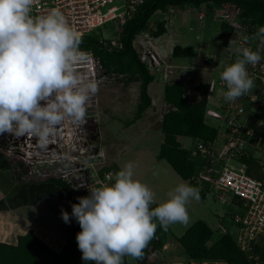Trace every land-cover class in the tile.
I'll return each instance as SVG.
<instances>
[{
	"label": "built area",
	"instance_id": "obj_1",
	"mask_svg": "<svg viewBox=\"0 0 264 264\" xmlns=\"http://www.w3.org/2000/svg\"><path fill=\"white\" fill-rule=\"evenodd\" d=\"M144 1L33 0L30 15L39 17L47 15L52 9H58L67 23L80 34L81 39L99 32L101 37H98V41L102 46L107 51H117L122 49L120 34L123 25L133 17ZM188 7L190 6H168L164 11L157 10L155 19L152 17L149 21L147 30L135 35L132 46L139 61L151 75L160 70L159 53L155 51L156 47L151 46V41L155 39L150 36V31L156 29L155 21H169L179 9ZM195 10L198 11V20L210 12L213 20L226 22L231 27L228 40L233 41L232 54L240 55L237 49L242 47L250 46L253 51L256 50L259 40H252L251 37L258 32L259 27L252 25L246 18H240L241 10L237 6L222 4L209 9L207 5H202ZM109 22L112 23L113 36L107 39L100 31ZM83 52L88 59L86 62L76 63L74 71L85 81L97 80L103 84L117 81V74L108 76L106 71H102L104 68L97 57L91 52ZM261 56L259 63L246 66L257 88L237 100H225L224 92L227 88L220 80V75L216 81L209 82L204 117L206 123L209 120L215 122L210 125L217 128V136L210 142L196 141L195 151L203 161L201 169L191 178L203 193L204 189L211 188L215 193L214 199L225 206V210L222 209L217 215L235 231L233 237L236 246L248 256L250 264L258 262L259 257L254 251L264 241V50L261 51ZM181 75L184 83L190 80L186 72L182 71ZM119 76L125 78V75ZM194 86L188 92L190 96H198ZM88 117L85 114V122L79 124L66 120L43 145L36 137L27 134H0V147L11 158L15 157L25 164L29 175L44 177L32 181L59 180L69 185L81 197H85L89 195L88 188L111 183L115 174L113 170L102 171L103 168L89 169V165L100 153L96 149L92 150L93 147L89 144L91 125ZM247 159H251V168H255H250ZM44 168L47 171H43ZM219 228L222 234L230 233L226 226L220 224ZM148 252L150 255L147 262L164 264L157 261V252L150 248ZM187 264L224 263L218 260L195 262L189 259Z\"/></svg>",
	"mask_w": 264,
	"mask_h": 264
},
{
	"label": "clouds",
	"instance_id": "obj_2",
	"mask_svg": "<svg viewBox=\"0 0 264 264\" xmlns=\"http://www.w3.org/2000/svg\"><path fill=\"white\" fill-rule=\"evenodd\" d=\"M32 4L33 0H0V134H27L43 145L66 120L85 122L87 102L100 82L85 81L74 71V65L88 57L79 50L80 34L63 14L52 9L33 17ZM168 22L155 21V25L166 27ZM251 39L259 40L256 50L238 48L240 55L220 74L226 101H235L255 87L246 66L262 59L264 27ZM133 177L134 165L128 162L111 183L88 188L89 195L77 197L79 203L71 205V218L81 229L75 239L83 261L123 264L125 256L139 260L158 226L166 231L170 225L189 222L187 205L199 200L198 187L181 181L168 192L167 200L152 208L155 194ZM61 219L66 224L70 220L63 209Z\"/></svg>",
	"mask_w": 264,
	"mask_h": 264
},
{
	"label": "rangeland",
	"instance_id": "obj_3",
	"mask_svg": "<svg viewBox=\"0 0 264 264\" xmlns=\"http://www.w3.org/2000/svg\"><path fill=\"white\" fill-rule=\"evenodd\" d=\"M189 8L191 11H188ZM197 15L198 11L195 8L179 9L171 18V22L166 24L165 34L151 41V46L156 47L155 51L159 53L160 70L153 73L154 81L148 86L151 106L142 118L133 124L130 123L139 102V83L128 82L119 75L116 82L100 83L98 92L91 96L86 105V115L89 116L91 125L89 126L91 132L89 144L93 147L92 150L96 149L95 151L100 153L89 165V169L93 167V169L100 170L116 167L110 170L118 172L125 164L132 162L134 165L133 178L146 184L153 191L155 202L161 203L167 200L168 192L182 181L165 160L157 157L162 142L161 118L171 109L163 99L164 85L179 81L183 87L185 86L186 92H191V87L195 83H207L212 79L216 81L223 71L224 64L233 53V41L229 42L219 37L221 33L219 22L211 18L210 12L201 20H198ZM100 32L105 38H111L113 36L112 23H107ZM96 36L101 37V34L98 32ZM175 45L191 47L195 51L194 57L174 59L171 52ZM102 71H106L108 76L112 74L106 69ZM182 71L191 75L192 81L188 80L184 83ZM254 88H257V85ZM196 98V95L190 96L189 101H197ZM209 124H215V122L209 120ZM179 141L190 150L194 149L196 144L192 138H180ZM0 151L6 153L2 147ZM11 159L9 162L12 165L15 163V176L18 183L19 181L32 183L34 182L32 180L44 179L37 175H29L25 164L15 157ZM43 171L47 169L44 168ZM204 191L203 200H192L187 205L189 222L186 225L176 223L169 226L174 236H181L191 224L198 220L204 221L214 231L215 239L222 235L220 224L230 227L217 215L222 209L225 210V206L214 199L215 193L211 188H206ZM49 217L50 214L45 215L46 220ZM229 229L233 236L235 231ZM167 244L166 249L158 254L160 261L164 264H187L188 259L181 247L170 238ZM65 253L67 255L68 250ZM68 255L69 258L71 257L70 263L77 264L74 256ZM130 259H128L129 264L132 263Z\"/></svg>",
	"mask_w": 264,
	"mask_h": 264
},
{
	"label": "trees",
	"instance_id": "obj_4",
	"mask_svg": "<svg viewBox=\"0 0 264 264\" xmlns=\"http://www.w3.org/2000/svg\"><path fill=\"white\" fill-rule=\"evenodd\" d=\"M222 4L237 6L241 10L240 18L248 19L252 25L264 27V0H145L138 7L133 17L127 20L122 27L120 34L122 49L107 51L98 41L96 35L81 39L82 43L79 45V50L91 52L100 60L104 69L117 75H125V80L128 82L139 83V102L130 123L133 124L142 118L145 111L151 106L148 86L155 78L138 59L132 46L135 35L147 30L148 23L156 10H165L168 6L184 5H190L193 8L207 5L211 9L214 5L220 6ZM219 28L221 32L219 37L228 40L232 31L231 27L226 22H221L219 23ZM165 29L164 23H157L155 31H150V36L159 38L165 34ZM194 55L195 51L191 47H181L179 45H175L171 52V56L174 59L193 58ZM238 56V54H232L224 64L223 70L226 66L235 62ZM191 78L190 75V80L192 81ZM210 81L193 85L198 92V96L195 99L197 101L193 102L189 101L190 95L186 92L182 83L174 82L165 84L163 87V99L171 109L165 112L161 118L160 132L162 134V142L160 143L157 157L165 160L182 181L188 182L193 187L197 186H195L191 178L201 169L203 159L195 151V147L190 150L184 147L179 139L192 138L195 141L210 142L217 136V128L206 123L204 117V111L207 106L205 95L207 94ZM187 86L191 87L192 85ZM247 162L251 168L253 165L251 159H247ZM115 168H105L102 171ZM251 169H249V172H251ZM36 182L38 184L47 183L58 188L68 205L71 216V205L79 203L77 200V197H81L79 193L73 191L69 185L59 180L47 179ZM199 196V200H203L205 195L200 191ZM156 206L158 205H151L152 208ZM70 228L72 242L68 249L55 253L38 240L32 232H28L18 238V243L15 247L0 245V264H71V258H69L68 254L74 256L73 258L76 259L77 264H94V262H85L81 259L82 254L78 250L75 239L76 234L81 229L74 218L70 219ZM214 234V231L201 220L191 224L181 236H174L170 227L165 231L158 226L154 238L143 250L142 258L137 260L125 256L123 257V263L129 264L128 259L131 258V264H150L146 260L150 255L148 248L158 253L163 250L170 238L181 247L188 260H194L195 262L218 260L224 264H250L248 256L239 250L234 237L230 233L222 234L217 239L214 238ZM262 244L256 246L254 251L259 257L256 264H264V241ZM67 250L68 253L66 255L65 251ZM157 261H160V259H157Z\"/></svg>",
	"mask_w": 264,
	"mask_h": 264
},
{
	"label": "crops",
	"instance_id": "obj_5",
	"mask_svg": "<svg viewBox=\"0 0 264 264\" xmlns=\"http://www.w3.org/2000/svg\"><path fill=\"white\" fill-rule=\"evenodd\" d=\"M9 160L11 157L0 151V245L15 247L20 236L32 232L55 253L68 249L72 242L70 220L67 224L62 221L61 209L69 216L70 212L60 191L47 183H18L15 163ZM46 214H50L48 220Z\"/></svg>",
	"mask_w": 264,
	"mask_h": 264
},
{
	"label": "bare ground",
	"instance_id": "obj_6",
	"mask_svg": "<svg viewBox=\"0 0 264 264\" xmlns=\"http://www.w3.org/2000/svg\"><path fill=\"white\" fill-rule=\"evenodd\" d=\"M24 178V177H23ZM34 231V230H33ZM44 232V231H43ZM33 237V236H32ZM34 240V239H33ZM37 240V239H36ZM263 245V244H262ZM69 256V255H68ZM71 258V257H70ZM125 262V261H124ZM124 264V263H123Z\"/></svg>",
	"mask_w": 264,
	"mask_h": 264
}]
</instances>
